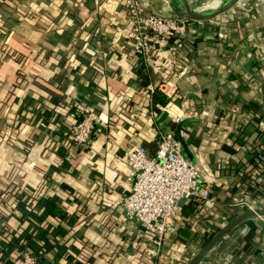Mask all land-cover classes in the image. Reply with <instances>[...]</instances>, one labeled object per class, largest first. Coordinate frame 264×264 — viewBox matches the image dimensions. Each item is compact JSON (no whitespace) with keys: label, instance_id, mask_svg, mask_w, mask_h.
I'll return each mask as SVG.
<instances>
[{"label":"crops","instance_id":"obj_1","mask_svg":"<svg viewBox=\"0 0 264 264\" xmlns=\"http://www.w3.org/2000/svg\"><path fill=\"white\" fill-rule=\"evenodd\" d=\"M247 1L188 19L178 43L149 35L148 84L169 97L153 111L121 34V0H0V262L11 254L1 238L16 236L39 264H145L143 251L152 264L142 228L116 203L131 188L123 152L141 144L154 154L158 133L180 122L217 202H181L157 264H186L223 217L240 214L231 203L248 196L264 209V5ZM180 4L140 0L142 12L174 18ZM85 106L99 117L91 144L67 159L66 129ZM197 264H264V219L236 225Z\"/></svg>","mask_w":264,"mask_h":264},{"label":"built area","instance_id":"obj_2","mask_svg":"<svg viewBox=\"0 0 264 264\" xmlns=\"http://www.w3.org/2000/svg\"><path fill=\"white\" fill-rule=\"evenodd\" d=\"M121 3L127 10L129 24L128 31L121 34L129 39L137 61L142 60L146 65L151 61L152 45L149 35L174 39L177 43L186 36L187 18L144 13L140 0H123ZM146 88L149 92L154 90L151 84ZM157 89L168 95L164 84H160ZM151 113L153 114L152 111ZM170 113L174 115L173 112ZM98 120V114L94 110L83 107L80 120L68 128L69 141L64 143L68 150L67 159L75 148H86L91 144V135ZM178 120L181 121V118ZM123 160L128 167L127 179L131 182V188L116 203L123 207L126 222H137L140 225L146 255L152 260V264H157L166 245L167 232L173 225L181 202L196 199L213 207L217 200L210 189L200 182L197 168L185 156L174 131L158 133L154 154L149 155L145 146L134 144L124 150ZM230 205L240 213L260 209L257 202L248 196ZM230 220L223 217L221 227ZM7 261L9 264H39V256L30 248L24 247L16 254L11 253L9 259L0 264Z\"/></svg>","mask_w":264,"mask_h":264},{"label":"water","instance_id":"obj_3","mask_svg":"<svg viewBox=\"0 0 264 264\" xmlns=\"http://www.w3.org/2000/svg\"><path fill=\"white\" fill-rule=\"evenodd\" d=\"M239 1L240 0H228V2L222 8H220L214 15L210 17H205V16H201L198 12L195 11V8L191 5V2L189 0H180L183 6L181 16L189 20L196 21V22H207L212 18L219 17L221 15H224L234 10L235 6H237ZM168 17H171V15ZM259 93H260V96L262 97V102L264 106V80L260 86ZM181 124L182 123L180 122L177 125L176 137L182 144L183 152L185 156L191 162H194L193 153L191 152L187 143L185 142L184 138L181 135V132H180ZM254 216H260L261 218L264 219V209L260 208V209H255V210H246L240 213L239 215H237L236 217H234L233 219H231L228 223H226L223 227H221L186 264H197L220 238H222L225 234H227L230 230H232L239 223L243 222L244 220L250 217H254ZM5 264H9V261H7Z\"/></svg>","mask_w":264,"mask_h":264},{"label":"trees","instance_id":"obj_4","mask_svg":"<svg viewBox=\"0 0 264 264\" xmlns=\"http://www.w3.org/2000/svg\"><path fill=\"white\" fill-rule=\"evenodd\" d=\"M121 2H123V0H121ZM137 73L138 75L142 76V81H141V85L142 86H146L149 83V79L147 78V73H146V69H145V64L142 60H139L137 63ZM169 101V97L164 94L163 92H161L159 89L155 88L151 93H150V101H149V109L153 110V111H158L161 107L166 106V104ZM81 116H78V120H80ZM173 127L175 126L174 124H172ZM176 135V134H175ZM66 136L68 137V128L66 129ZM259 158L261 159V161H263V157H261V155H259ZM51 213L55 216H59V217H63V213L61 212V210L59 208H54ZM230 219V218H228ZM221 228V224H219V226L217 227V230ZM212 231L210 232V234H208V236L205 239V242L202 244L204 245L217 231ZM34 237V235H33ZM3 239V241L6 242V250L3 249L2 251H7L8 253L11 251L12 254H16L17 251L21 250L24 247H27V240L23 237H16V236H12L9 239H5V238H1ZM29 240V239H28ZM27 241V242H26ZM43 245V244H40ZM143 255H145V252L143 251L142 257L140 259H142L144 261L145 264H149L148 261L145 259H143Z\"/></svg>","mask_w":264,"mask_h":264},{"label":"rangeland","instance_id":"obj_5","mask_svg":"<svg viewBox=\"0 0 264 264\" xmlns=\"http://www.w3.org/2000/svg\"><path fill=\"white\" fill-rule=\"evenodd\" d=\"M211 0H194V3L192 4V5H194L195 7H197V6H200V5H202L203 3H205V2H210ZM181 2H180V0H179V4H180ZM181 5V4H180ZM246 5H248V6H250V5H253V6H263L264 5V0H249V1H247V4ZM246 5H244V6H246ZM223 7V6H222ZM222 7H219L218 9H220V8H222ZM238 7H241V6H235V8L237 9ZM181 8H183V6L181 5ZM196 10H199V9H195V11Z\"/></svg>","mask_w":264,"mask_h":264},{"label":"bare ground","instance_id":"obj_6","mask_svg":"<svg viewBox=\"0 0 264 264\" xmlns=\"http://www.w3.org/2000/svg\"><path fill=\"white\" fill-rule=\"evenodd\" d=\"M223 2H225L223 5H221ZM228 2V0H215V1H213L212 3H210L205 9H203V10H201V11H198V10H196V12L198 11V13L201 15V16H205V17H209V16H206L207 14H205V13H207V12H209L210 10H212L213 8H215V7H217V6H219V5H221V7L222 6H224L226 3ZM204 8V7H203ZM202 9V8H201ZM200 10V9H199Z\"/></svg>","mask_w":264,"mask_h":264}]
</instances>
